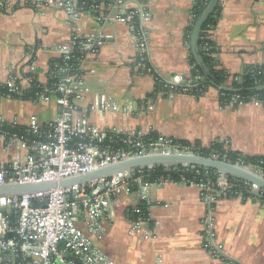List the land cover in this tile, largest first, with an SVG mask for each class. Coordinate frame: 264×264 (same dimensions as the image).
Masks as SVG:
<instances>
[{
  "label": "crops",
  "instance_id": "0c3cea01",
  "mask_svg": "<svg viewBox=\"0 0 264 264\" xmlns=\"http://www.w3.org/2000/svg\"><path fill=\"white\" fill-rule=\"evenodd\" d=\"M11 2L9 13L0 12V84L11 77L48 80L50 63L58 58L56 47L75 33L105 31L113 39L96 49L83 64L88 100L76 106L75 118L104 129L144 136H167L208 149H223L244 156L264 157V104L221 106L220 91L210 87L200 97L154 95L151 75H137L132 66L135 41L131 28L121 23H99L81 16L75 23L61 9L41 8L39 0ZM194 0H144L149 20L145 24L148 59L163 79H189L192 66L185 32L192 20ZM135 4L134 0L128 2ZM220 16L210 38L221 67L233 76L264 68V0H220ZM105 14H107L105 12ZM114 12L109 13L111 17ZM24 81L22 88L26 87ZM113 100L128 107L125 113H101L91 106ZM55 98L47 102L0 97V122L28 127L33 119L41 126L58 114ZM22 152L6 147L0 135V163ZM140 188L132 184L111 203L110 215L101 222L94 246L112 264H264V205L244 198L220 199L212 206L211 225L222 258L204 248L203 234L210 227L209 208L198 187L160 179L147 192L146 220L138 223L127 214L140 206Z\"/></svg>",
  "mask_w": 264,
  "mask_h": 264
},
{
  "label": "built area",
  "instance_id": "2783aa9c",
  "mask_svg": "<svg viewBox=\"0 0 264 264\" xmlns=\"http://www.w3.org/2000/svg\"><path fill=\"white\" fill-rule=\"evenodd\" d=\"M19 1L0 0V12H11L13 5L10 3L18 2L19 5ZM129 1L39 0L38 7L64 10L73 23L81 16H86L93 17L101 24L115 22L129 26L135 41L133 70L137 75H150L152 69L145 63L149 61L145 27L149 14L141 0H134L135 4L132 6H129ZM111 12L116 15L111 17L108 15ZM208 34L210 35V31ZM112 39L113 35L105 31L75 33L69 41L56 47L58 62L54 64L55 80H52V84H49V80L46 84H41L33 77L21 80L19 75L6 82L4 86L9 93L16 95H21L36 85L38 92L34 93L30 101L39 103L55 98L59 110L55 119L45 126L33 119L26 127L25 138L6 133L1 135L6 147L16 146L22 154L18 153L8 162L0 163V185L58 181L122 159L147 154H200L199 151H193L194 146H181L177 140L167 136H144L137 132L126 134L115 129L99 128L86 119L75 118L77 104L87 101L90 94V89L85 86L83 80V64L97 48ZM22 81L27 84L25 88L21 86ZM171 81L172 83H169V80H166L170 85L181 80L173 78ZM186 92L185 89L184 94ZM172 95L174 94L168 96ZM249 103L263 101L252 99ZM91 108L104 114L125 113L129 110L113 100H101ZM228 152L230 151L224 148L222 157L217 153L210 157L228 161ZM233 164L253 168L264 175L258 168L243 165L240 161ZM183 168L194 173L195 178L188 180L183 176L179 182L198 187L200 198L209 208L206 222L210 227L208 226L203 234L204 248L213 258L223 259L222 247L215 244L217 236L214 225L209 222L212 220V206L220 199L244 198L241 193L234 192L240 186L238 181L242 182L251 195L248 200H257L263 205L264 190L234 177V181H230V176L217 172L213 182L199 179L200 170ZM154 169L148 167L119 173L65 189L20 197H0V264H112L110 259L94 246L92 237L100 235L101 222L110 215V203L132 184H137L140 188L139 204L149 206L147 192L155 182L147 181L146 175ZM132 212L141 214V209L138 207ZM143 221L141 217L137 219L138 223Z\"/></svg>",
  "mask_w": 264,
  "mask_h": 264
},
{
  "label": "trees",
  "instance_id": "16d2710c",
  "mask_svg": "<svg viewBox=\"0 0 264 264\" xmlns=\"http://www.w3.org/2000/svg\"><path fill=\"white\" fill-rule=\"evenodd\" d=\"M143 3L144 0H141ZM209 0H194L192 8V20L185 32V42L189 51V62L192 66V72L189 79H180L181 81L177 84L170 85L165 79L160 77L150 66L147 60L146 66L151 68V74L155 81V91L154 95L163 94L167 97L169 94H184L186 89V94L193 95L196 97L202 96L208 88L214 87L219 89L221 97V106L226 107L232 105V107H237L239 104L249 103L252 99L263 101L264 104V68H253L250 70H245L241 75L233 76L232 81L229 85H226L227 80L230 78L226 70L221 67V64L217 58V48L208 34L212 31L216 25L221 12V6L218 4L212 14L208 17L206 23L203 25L199 41H198V53L201 57V64L195 60L190 52V36L193 27L198 20L199 16L206 8ZM138 25V21L136 26ZM206 49V50H205ZM58 62V59L52 60L50 63L48 82L52 84L55 80L53 77L55 75L54 64ZM35 92H38L36 85L32 87L31 90L23 92L21 95H16L9 93L6 86L0 84V97H9L12 99L30 101L33 98ZM16 135L20 138L26 137V128L13 126L6 123L0 122V135L3 134ZM181 146L191 147V145L186 141L177 140ZM193 151L200 152L204 157H210L214 153L221 155L224 153L223 147L219 144H215L208 149L201 148L197 143L193 147ZM226 159L232 163L240 161L243 165L253 166L264 172V157L262 156H244L235 152L226 153ZM174 170H168L173 169ZM187 170V171H186ZM185 177L188 180H193L195 178L194 173L189 169H185L181 166L165 168L157 167L153 172H149L146 175V180L149 182H156L159 179H169L174 182H179L181 177ZM199 179L215 181V171L209 170L208 173L205 170H200ZM230 181H234L233 177H229ZM237 184L240 186L234 190V192L241 193L245 199L250 198L251 195L243 187L242 182L238 181ZM141 209V214H135L128 211L127 215L133 220L142 218L146 220L147 208L145 204L139 206Z\"/></svg>",
  "mask_w": 264,
  "mask_h": 264
},
{
  "label": "water",
  "instance_id": "95a60500",
  "mask_svg": "<svg viewBox=\"0 0 264 264\" xmlns=\"http://www.w3.org/2000/svg\"><path fill=\"white\" fill-rule=\"evenodd\" d=\"M220 0H209L206 8L203 10L198 20L196 21L191 36H190V52L198 64L202 60L198 53V41L203 25L206 23L208 17L212 14ZM113 15H116L115 13ZM169 83H172L169 80ZM188 167L192 171L205 170L215 171L224 176L237 178L245 183L254 185L259 189L264 190V175L257 172L253 168H244L235 165L231 162L213 159L211 157H204L199 153L183 154H147L143 156L122 159L116 163H112L90 172L64 178L58 181H47L37 184H18L6 183L0 185V197H20L22 195H30L39 192H46L50 190L65 189L72 186L85 185L87 183L104 179L124 172H132L137 169H144L148 167ZM258 202L257 200H253Z\"/></svg>",
  "mask_w": 264,
  "mask_h": 264
}]
</instances>
